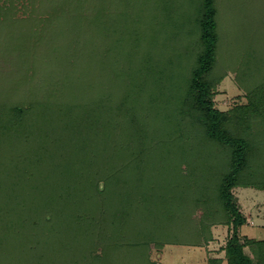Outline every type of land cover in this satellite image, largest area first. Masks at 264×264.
<instances>
[{"label": "rangeland", "instance_id": "obj_1", "mask_svg": "<svg viewBox=\"0 0 264 264\" xmlns=\"http://www.w3.org/2000/svg\"><path fill=\"white\" fill-rule=\"evenodd\" d=\"M202 3L203 0H139V3L137 0H112L111 5L108 2L105 4V26L114 32L118 45L122 39L125 42L123 48L117 50L118 61L112 64L118 74L126 73L128 67L131 69L127 60L132 11L137 13L140 10L145 14V36L140 48H147L146 62L149 61L147 65L145 62L144 70L138 72L141 87L137 86L136 93H139L135 96V100L142 106L146 103L161 104L165 108L167 101L173 105L176 103L175 97L179 92L182 98L188 93L198 56L205 49L204 43L199 40L198 29ZM70 4L66 1L67 7L62 9L64 0H0V227L6 229L7 223H11L12 229L0 233V264H103V261L109 259L108 256L131 257L136 254L132 248L139 249L137 255L141 254L140 250L145 254L148 251L127 242L137 239L140 228L145 225L140 210L128 212L127 215L123 211L120 217L112 216L113 219L105 217L104 229L98 230L94 226L97 223L99 227L101 215L95 212L97 208L104 207L105 200L100 195L93 198L95 191L88 187V183L94 181L98 184L106 174H99L100 166L92 169L93 164L83 162L85 156L91 153L84 149L83 143L77 145L74 142L77 135H71L77 132L70 131L73 127L63 123V116H60L61 120H54L61 115L59 111L67 110L68 102H72L69 99L75 93L85 91L82 97L88 101H96L102 96L107 98L108 95L113 101H119L124 99L126 89H129L127 94L131 90L129 85L123 88L121 84L116 93H111V86L115 82L111 78L112 65L107 64V56H101L100 53L105 50L101 43L96 44L92 57L82 56L84 47L92 48L91 41L87 42V35L90 34L88 31L84 33L85 22L74 25L76 18L65 17L74 15ZM215 7L218 46L209 78L222 81L213 90V101L215 108L229 112V123L233 124L228 127L249 142L248 165L242 174V183L251 181L252 177V181L263 183L264 119H242L240 114L231 111L247 104L249 92L264 83V0H216ZM188 14H191L189 19L186 18ZM138 26L136 28L139 31L142 24ZM129 73L123 78L125 83H129ZM141 89L143 93L138 91ZM44 101L47 102L46 106ZM37 104H41L39 108L46 113L54 110L51 113L53 117L44 120L45 116L36 115ZM34 105L32 112L30 110ZM195 107L196 95L192 93L188 105L191 113L189 116L182 118L176 112L172 117L165 118L163 112L156 119V110H151V106L148 111L144 108L146 114L144 116L143 112L144 118L139 121L143 127L141 129H144L141 139L155 146L159 154L167 155L165 151L175 147H182L184 151L171 157V162L164 157L155 161L149 159L158 161V169L163 171L162 178L154 182L153 187L156 185L155 188L160 189L164 176H167L164 177L168 179L166 182L172 181L173 185L172 190L167 189L171 196L167 202L172 212L170 220L146 221L156 229L153 237H148L149 240L153 239L148 244L151 250L148 255H152L157 264H207L205 249L171 243L203 244L201 232L208 235V230L213 232L215 240L209 248L218 252L219 257H225L222 249L230 231L224 224H218L222 221V207L217 195L218 182L226 170L230 153L222 145L205 139L201 128L193 124L200 113ZM21 109L25 112L23 118L19 116ZM113 114L114 123H128L127 120L124 122L117 109ZM25 118H28V126L47 123L49 137L57 136L59 141L60 135V140L65 141L52 145L55 146L57 159L62 160L66 167L61 174L64 182H57V185L75 188L77 183L78 186L80 182L84 184L87 193L81 199L86 200L84 210L73 211L76 216L64 217L60 214L47 224L46 218L42 216L46 215L45 212L39 210L35 216L34 212L31 213L29 208L33 205L25 197L27 189L21 186L40 182L50 167L46 166L43 159L34 157V149L27 154L22 153L23 147L26 149L32 146V131L35 130H27L21 137H11L13 129L9 132L4 126L21 121L23 123ZM165 123H175L173 126L168 125L174 131L173 134L168 133L170 130ZM70 136L73 137V146L69 143ZM13 154L20 156L21 163L16 162V166L9 168L6 158ZM210 157L215 158L219 164H213L208 160ZM78 162L84 163L86 168L81 170L80 164L76 165ZM67 164L70 166L67 167ZM13 168L12 174L6 176L5 170ZM18 168L27 169L26 177L17 178ZM183 184L187 188L184 189ZM11 187L15 192L10 196L4 189ZM20 190L25 193L19 195ZM189 192L194 197L191 207L187 206ZM233 193L247 220L240 228V235L254 241L264 240V191L237 188ZM144 194H149V191ZM177 203H185L186 206L177 209ZM126 224L127 228L130 224L133 226L131 230L126 229ZM6 236L9 237L6 239ZM76 236H79L78 239ZM90 236L96 248L91 249L88 243ZM74 237L77 239L76 244L72 240ZM159 243L165 244L162 251L155 249ZM245 252L254 264H264V248L249 244ZM120 261L117 259L112 264H138L129 260ZM139 263L145 264L144 261ZM223 264L227 263L224 261Z\"/></svg>", "mask_w": 264, "mask_h": 264}, {"label": "trees", "instance_id": "obj_2", "mask_svg": "<svg viewBox=\"0 0 264 264\" xmlns=\"http://www.w3.org/2000/svg\"><path fill=\"white\" fill-rule=\"evenodd\" d=\"M66 1L71 3L70 7L74 10L72 11L74 15L69 14L65 17L76 18L77 21L74 25L85 22L84 33L88 31L90 34L87 35V42L91 41L90 47L92 48L84 47V53L82 56L86 57V55H88L92 57L96 44L101 43L102 46L105 47V50L100 54L102 57L107 56V64L112 65L118 61L117 50L123 48L125 42L122 39L118 45L117 42H115L114 32H111L108 26H105L103 21V18L107 16V14L104 13L103 8L107 2L111 5L112 0H64V6H62V9L67 7L65 6ZM134 3L135 1L132 2L133 5ZM137 3H139V0H137ZM215 3L216 0H203L202 9H200V14H202V16L199 20L198 29L200 30L199 40L204 43L205 49L198 56L197 66L193 70L192 83L189 87L188 93L182 98L180 97L182 93L179 94V92L178 96L175 97L176 103L174 105L171 102L169 104L167 101L165 103V108L162 107L161 104L159 106L155 104L147 105L146 103L142 106L141 103H138L137 100H135V96L139 93H136V89L138 88L137 86L141 87V79L140 77H137L139 76L138 72L144 70V66L148 64L149 59L146 62V54H148L146 53L148 52L147 48H140L145 36V28H143L146 23L143 17L145 14L141 13L140 10L137 13L133 10V15H131L132 29L128 36L130 43L128 41L129 53L127 60V64L130 63L131 69L128 67L126 73L122 72L123 74H118V71H116V68L112 65L111 78L112 82H115L111 86L113 88L110 89L111 93H116L121 84L123 88L129 85L131 88L130 93L127 94L129 89H126L124 99L119 101H113L110 95H108L107 98H102V96L97 98L96 101H88L82 97L85 91H81L79 94L75 93V95L69 99L72 102H68L67 110L65 111L64 109L63 111H59L58 113L61 115H58L59 118L56 117V119H54L61 120L60 116H63L65 119L63 123H67L70 128L73 127L70 131L77 132L76 134H70L71 136L77 135L79 138L78 139L76 137V141L74 142L77 145L83 143L82 145L84 149L91 153L85 156V161L83 162L86 164H93L91 167L92 169H97L100 166L99 174H106L102 180L98 182V184L94 183V181L88 183V187L95 191L93 198L100 195L103 197L101 199L105 200V205L104 203L102 204L104 207H102V209L97 208L95 212H99L98 214L101 215L99 227L97 226V223H95L96 225L94 226L97 227L98 230L101 228L104 229L105 217H107V219L112 218V216L120 217L123 214V211H125V215L134 210H140L139 213L142 214V220L145 225L140 228V232L137 234V239L133 241L127 240V242L134 244L138 248L147 249V253L145 254L142 250H140L141 254L137 255V250L139 249L132 248V251H135L136 254H133L131 257H129L130 255H125V257L119 258L108 256L109 259L105 258L107 260L103 261V264H112L114 261H117V259H120V262L129 260L134 263L137 262L138 264L143 261L145 264H157V260L154 259L152 255H148L151 252L148 244L153 240H149L148 237L152 238L156 229L153 225L146 223V221L150 223L154 221V219L155 222L156 220H170L169 217L172 215V212L167 207V205H169L167 202L171 196L169 195L167 189L172 190L173 185L171 183L172 181L166 182L168 179H165L164 177L167 176H164L162 180L164 182L160 184V189H157V187L155 188L156 185L153 187V183L158 180L160 181V178H162L163 171L158 169V161L153 162L149 159H153L155 161L160 157H164L168 162H171V157L179 155V153L182 154L183 150L182 147H175L176 149L173 150L168 148L167 151H165L168 152L167 155H162L161 153L159 154V151L155 146L150 144V142L148 144L145 139H141L144 134V129H141L143 127L139 121L141 122L146 114L144 108L148 111L151 106V110H156V119H159L161 113L163 112L166 114L165 118L169 116L172 117L173 113L176 112L182 118L189 116L191 113L189 112L188 105L192 93L196 95L197 107H195V109L200 112L195 121H193V124L198 125L201 128L205 139L222 145L224 149L230 153V159L227 167L224 165L226 170H224V174L220 177L218 182L217 195L218 201L222 207V221H219L220 223L218 222V224H224L227 226L230 233L227 243L222 249L225 252V257H219L218 252L208 250V264H223L224 261L227 264H254L253 259L245 252L246 246L249 244H256L258 247L264 248V240H250L245 236L242 237L239 233L240 228L246 224L247 220L237 203L238 199L234 195L233 191L237 188H254L264 191V182L252 181L254 179L252 177L251 181L245 182V184L242 183V174L248 165L250 150L249 142L236 135V133L228 127L233 124L229 123V112L220 111L215 108L213 101V90L216 89L217 85L222 81H215L209 78L215 62L218 46V38L216 35L217 23L215 19L217 10ZM70 11L71 10H68V12ZM62 12H66V10H63ZM76 14L79 16H75ZM190 16L191 14H188L186 18L189 19L191 18ZM141 24L143 30L139 27ZM136 25H139V31L137 30ZM87 50L89 51L88 54ZM85 63L87 67H89L86 61ZM180 66H182V64ZM127 73H129V80L127 79L129 83H125V80L123 79ZM133 90H135V92ZM53 91L55 90H52L51 92ZM73 91L74 90H72V92ZM138 91L143 93L142 89ZM44 103L45 105H43L46 106L47 102L44 101ZM36 106V115L45 116L44 120L53 117L51 113H53L54 110H52L51 107L50 112L48 111L46 113L45 110L39 108L41 104H37ZM34 107L35 105L30 111L33 112ZM190 108L193 110V107ZM115 109H117L119 114H121L124 118V122L127 120L128 123H114L113 113L115 112ZM23 110L24 109H21L19 112V116H21V118H23L22 115L25 113ZM143 112L144 116H142ZM231 113L240 114L242 119L256 117L264 119V83L256 86L249 92L247 104L236 107L233 111H231ZM23 121V123L21 121V123H9L10 125L5 124L4 126L9 132L13 129V133H10L12 134L11 137H21L20 135H24L27 130H35L36 132L32 131L34 134L32 146L29 145L26 149L23 147L22 153L27 154V152L29 153L30 150L34 149V157L43 159L46 166L50 167H48L50 170L45 178L40 179V182L31 183L29 186L27 185V187L26 185H22L21 188L25 187L27 190L25 191L26 193L20 190L21 193L19 192V195L25 193V197H28V200H30L29 204L33 205L29 209H31V213L34 212V216L39 210L46 213V215L42 216L46 218L45 223L47 224H49L52 219L60 216V214L64 215V217L67 215L76 216V213H72L73 211L81 209L84 210L83 204L86 200H81L83 198V194L86 193L84 184L80 182L78 186L77 183L75 188H73L74 186L63 187L62 185H57L58 183L64 182L62 181L61 174L64 173L63 168L65 165H63L64 163L62 160L60 161L57 159L54 147L56 146V143H60L59 141H61V143L65 141L60 140V135L58 136L59 141L57 140V136L50 138L47 132L49 127L47 123H37L34 127L31 124L28 126V118H25ZM165 124V126L168 127L167 129L170 130L168 125L173 126L175 123ZM168 133L173 134L174 131L170 130ZM71 136L69 137V143L73 146L74 142L71 140L73 138H71ZM28 141L29 140H27V142ZM96 152L99 156L94 155ZM6 159L8 160L7 167L9 168L16 166V162L19 163L21 161L20 156H15L14 154L10 155ZM208 160L215 165L219 164V162L213 157H210ZM84 163L78 162L76 165L79 166L78 164H80L79 168L84 170L86 168ZM66 166L69 167L70 165L67 164ZM165 166H167L166 163ZM130 167H132L131 172ZM5 171L6 176L11 175V171H14V168L6 169ZM18 171V179L26 177L27 169L18 168ZM88 173H90V171ZM52 178L56 179L53 180ZM47 179H49L50 182L44 181ZM132 186L135 189L133 188L131 190ZM182 186L184 189L187 188L185 184ZM4 190L8 191L10 196L15 192L13 187ZM147 191H149V194H144ZM59 192H61V194H59ZM176 195L178 196V194ZM188 195H190V203L187 202V206L191 207L194 197H191V192H189ZM179 206L184 207L186 205L185 203L181 205H178L177 203V209ZM38 217L40 216L38 215ZM89 224V226L92 225L90 222ZM128 224L125 225L126 229L131 230L133 226L130 224L127 228ZM0 229V233L12 230L11 223H7L6 229L1 227ZM88 230L91 234L93 233L90 229ZM201 235L204 245L195 244L196 242H175L171 244L208 247L210 243L215 241L211 230H208V235H206V233L204 234L203 231L201 232ZM8 237L9 236H6L5 238L7 239ZM78 237L79 236H76L77 239ZM77 239H75V237L72 239L74 240V244H76ZM88 243L91 244V249H93V247H97L91 236L88 238ZM164 247L165 244L161 245L159 243L155 246V249L161 251ZM92 253L90 255H92Z\"/></svg>", "mask_w": 264, "mask_h": 264}, {"label": "crops", "instance_id": "obj_3", "mask_svg": "<svg viewBox=\"0 0 264 264\" xmlns=\"http://www.w3.org/2000/svg\"><path fill=\"white\" fill-rule=\"evenodd\" d=\"M243 236V235H242ZM211 244V243H210ZM210 244L208 245V247H200V248H203V249H205V251H206V255H207V264H208V250H211L210 248H209V246H210ZM180 246H184V245H180ZM190 247H194V246H190ZM209 248V249H208ZM163 250V249H162ZM161 250V251H162ZM222 257V256H221Z\"/></svg>", "mask_w": 264, "mask_h": 264}]
</instances>
